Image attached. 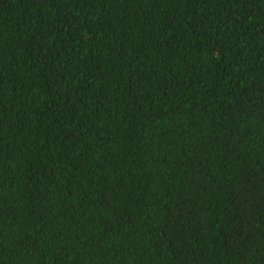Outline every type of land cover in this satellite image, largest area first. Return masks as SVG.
Returning a JSON list of instances; mask_svg holds the SVG:
<instances>
[{"label":"trees","instance_id":"trees-1","mask_svg":"<svg viewBox=\"0 0 264 264\" xmlns=\"http://www.w3.org/2000/svg\"><path fill=\"white\" fill-rule=\"evenodd\" d=\"M0 264H264V0H0Z\"/></svg>","mask_w":264,"mask_h":264}]
</instances>
